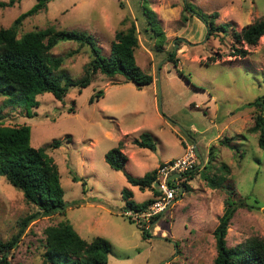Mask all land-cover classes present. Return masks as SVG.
<instances>
[{
    "label": "rangeland",
    "instance_id": "rangeland-1",
    "mask_svg": "<svg viewBox=\"0 0 264 264\" xmlns=\"http://www.w3.org/2000/svg\"><path fill=\"white\" fill-rule=\"evenodd\" d=\"M186 2L204 13L218 12L215 23L224 24L226 32L208 34L204 21L184 10ZM34 3L20 0L0 8V28L10 26ZM148 6L166 35L163 52L152 50L153 43L142 30L138 0H50L18 26L17 36L47 26L90 33L102 55L108 56L115 33L135 23L136 62L152 74L154 83L139 89L122 75L97 72L80 92L70 87L63 100L51 93L38 94L39 104L34 107L7 104V97L0 95V123L30 127V145L44 148L58 167L67 204L64 214L39 218L27 227L12 250L11 264L41 262L44 228L64 219L83 239L100 236L110 242L106 264H212L213 230L228 190L236 201L244 199L254 208H237L227 230V245L253 236L264 240V150L257 144L258 133L250 131L258 113L251 103L264 98V35L254 46L243 44L249 54L241 58L232 55L231 29L240 31L264 19V0H148ZM77 47L74 41L60 40L52 49L64 58L63 68L73 80L83 76L90 59L88 46H79V53L70 55ZM172 50L176 64L168 61ZM211 56L219 58L207 63ZM99 90L102 96L90 102ZM143 132L151 134L154 150L132 143ZM225 138H232L235 149L221 143ZM55 139L61 141L58 148L50 147ZM120 141L128 160L124 169L114 170L105 154ZM194 141L200 157L194 173L184 180L189 190L178 192L150 223L126 216L123 190L132 191L136 203L155 195L150 188L131 185L125 173L141 177L182 156ZM211 146L216 158L208 173L219 175L216 167L222 162L230 167L226 181L216 189L201 175ZM153 187L157 186L153 183ZM34 210L22 192L0 175V240H8L18 222Z\"/></svg>",
    "mask_w": 264,
    "mask_h": 264
},
{
    "label": "trees",
    "instance_id": "trees-1",
    "mask_svg": "<svg viewBox=\"0 0 264 264\" xmlns=\"http://www.w3.org/2000/svg\"><path fill=\"white\" fill-rule=\"evenodd\" d=\"M50 0H36L28 10L17 16L12 24L6 28H0V95L6 96V103L10 105L38 106L36 96L41 93H51L56 99L63 100L72 86L82 88L88 86L94 74L114 77L122 75L125 81L132 82L137 88L150 85L154 77L137 64L135 49L138 46V32L135 23L129 28L118 30L114 40L110 44L108 56L102 55L101 48L96 39L90 33L77 30L58 29L55 26H47L43 29H35L17 36L18 26L28 16L34 15L45 9ZM144 25L143 32L152 41V50L163 52L166 35L161 27L160 20L154 10L148 6V0H138ZM20 0H0V8L13 6ZM184 10L188 13L195 12L207 28L208 34L226 32L224 24H216L218 12L210 14L194 8L190 2H186ZM193 10V11H192ZM194 14V13H193ZM183 19H187L183 16ZM232 29L234 39L233 56L245 57L249 54L247 46H254L259 38L264 35V19L242 27L240 31ZM60 40H69L77 43L78 47L70 52V55L79 53L80 47L88 46L89 62L85 64L84 74L78 80H73L64 70V58L57 56L52 49ZM241 45V46H239ZM168 61L177 63L176 52L169 51ZM219 57H207L208 61H215ZM102 96V91H97L90 97L93 102ZM258 113L254 117L251 132L258 133L257 144L264 150V98H258L251 103ZM74 112V107L69 109ZM233 138V137H232ZM232 138H225L221 143L235 149L230 143ZM132 143L143 148L154 150L155 144L151 134L143 132ZM60 140H53L52 148H58ZM122 141L105 154L106 163L114 170L124 169L128 160L122 151ZM212 149L208 151L207 164L202 168V177L207 185L216 189L221 187L230 173L227 163H220L217 168L220 174H209L207 170L214 168L215 155ZM242 156V155H241ZM194 171L188 172V175ZM0 175L4 176L9 184L20 190L27 203L32 204L35 210L23 217L18 222L17 231L6 241L0 240V264H11L12 250L21 242L27 227L35 220L43 217H52L56 214H64L67 207L64 201V190L60 183V173L53 158L44 148H35L30 145V127L27 125H4L0 123ZM156 176V168L146 172L141 177H134L125 173L127 181L140 190L150 188L153 195L158 192L153 187ZM76 181V178L73 177ZM182 182L183 191L189 187ZM127 209L136 211L145 210L153 198L136 203L132 197V191H122ZM234 192L227 191L224 200V210L218 219V224L213 230L216 255L212 264H264V240L257 237H249L235 246H228L226 241L227 230L231 219L238 207L254 208L253 204L244 199L236 201ZM258 203L256 198H253ZM161 213L152 217L157 218ZM143 233H146L143 229ZM42 261L30 264H106L111 250L110 242L100 236L87 241L80 237L67 219L51 224L43 230Z\"/></svg>",
    "mask_w": 264,
    "mask_h": 264
},
{
    "label": "built area",
    "instance_id": "built-area-1",
    "mask_svg": "<svg viewBox=\"0 0 264 264\" xmlns=\"http://www.w3.org/2000/svg\"><path fill=\"white\" fill-rule=\"evenodd\" d=\"M198 160L195 145L189 143L182 156L160 163L156 168L153 182L158 192L154 201L145 210L136 211L130 208L126 209L124 214L135 222L150 223L152 217L162 213L175 201L179 189L183 187L182 182L186 179L188 172L194 169ZM145 228L149 229V226L145 225Z\"/></svg>",
    "mask_w": 264,
    "mask_h": 264
},
{
    "label": "water",
    "instance_id": "water-1",
    "mask_svg": "<svg viewBox=\"0 0 264 264\" xmlns=\"http://www.w3.org/2000/svg\"><path fill=\"white\" fill-rule=\"evenodd\" d=\"M195 149H196V153H197V155L200 157L199 152H198V149L196 148V145H195ZM182 191H183V187H181V188L179 189L180 194L182 193Z\"/></svg>",
    "mask_w": 264,
    "mask_h": 264
},
{
    "label": "crops",
    "instance_id": "crops-1",
    "mask_svg": "<svg viewBox=\"0 0 264 264\" xmlns=\"http://www.w3.org/2000/svg\"><path fill=\"white\" fill-rule=\"evenodd\" d=\"M153 83H154V82H153ZM153 83H151V84H153ZM184 140H185V139H184ZM184 140H183V141H184ZM182 144H183V143H182ZM193 145H196L195 141H194V144H193ZM196 148H197V146H196ZM158 218H159V216H158Z\"/></svg>",
    "mask_w": 264,
    "mask_h": 264
}]
</instances>
